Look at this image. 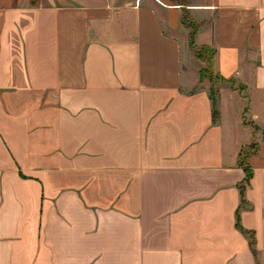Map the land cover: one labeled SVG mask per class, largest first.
<instances>
[{"label":"crops","instance_id":"crops-1","mask_svg":"<svg viewBox=\"0 0 264 264\" xmlns=\"http://www.w3.org/2000/svg\"><path fill=\"white\" fill-rule=\"evenodd\" d=\"M0 264H264V0H0Z\"/></svg>","mask_w":264,"mask_h":264},{"label":"trees","instance_id":"trees-1","mask_svg":"<svg viewBox=\"0 0 264 264\" xmlns=\"http://www.w3.org/2000/svg\"><path fill=\"white\" fill-rule=\"evenodd\" d=\"M194 56L201 60L204 64V67L200 70V75L201 77H207L206 75H203V72L207 68L209 70V76L213 74L212 71V50L208 47L202 46L198 48H193ZM214 76V75H213ZM208 78V77H207ZM213 78L217 79L216 76ZM211 79V76H210ZM209 97L211 100V118L214 120L216 118L217 112L215 109V97H211L209 93ZM243 172H244V179L243 182L246 183L250 177V170L247 166L243 167ZM235 226L240 229L237 221V213H235Z\"/></svg>","mask_w":264,"mask_h":264},{"label":"rangeland","instance_id":"rangeland-1","mask_svg":"<svg viewBox=\"0 0 264 264\" xmlns=\"http://www.w3.org/2000/svg\"><path fill=\"white\" fill-rule=\"evenodd\" d=\"M187 16L183 15V20L185 21V18ZM190 42L187 41V44H188V47H189V44ZM191 51H192V56L193 58L197 59L195 56H194V52H193V48H189ZM203 75H206L209 79H210V76H211V86H210V89H209V93L211 95V97H215V88H214V83L217 81L215 78H213V74L209 76V70H207V68L205 69V71L203 72ZM199 76L201 77L200 75V71H199ZM203 78V77H202ZM206 78V77H205Z\"/></svg>","mask_w":264,"mask_h":264}]
</instances>
